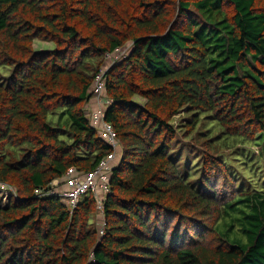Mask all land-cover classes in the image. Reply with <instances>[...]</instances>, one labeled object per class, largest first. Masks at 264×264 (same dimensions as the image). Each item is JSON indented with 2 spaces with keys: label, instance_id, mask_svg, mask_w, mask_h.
<instances>
[{
  "label": "trees",
  "instance_id": "trees-1",
  "mask_svg": "<svg viewBox=\"0 0 264 264\" xmlns=\"http://www.w3.org/2000/svg\"><path fill=\"white\" fill-rule=\"evenodd\" d=\"M2 66L0 264H264V0H0Z\"/></svg>",
  "mask_w": 264,
  "mask_h": 264
},
{
  "label": "built area",
  "instance_id": "built-area-1",
  "mask_svg": "<svg viewBox=\"0 0 264 264\" xmlns=\"http://www.w3.org/2000/svg\"><path fill=\"white\" fill-rule=\"evenodd\" d=\"M112 55H113L112 53H107V56H112ZM96 85L97 87L95 88ZM94 93L99 103H102L99 100V96L102 97L103 104L110 103L111 99L107 98L105 95L104 83H103V80L101 79V76L97 79L94 85ZM102 114H103V110L96 112L95 119L101 120ZM102 126H103V131L105 133V136L108 137V140L112 142L114 146H116L118 144V140L116 138L115 131L113 127L111 126V124L108 122H104ZM111 156L112 154L108 156V158L105 159L102 162V164L93 172H90L85 175H79L78 172H75L76 168H73V169H70L69 172L65 175L64 177L66 178L65 184L67 186L65 187V190L63 191L64 194L62 195L67 200L72 210L77 206L82 195H84L89 190H92L96 193H99V190H101L102 192L104 191L105 195L111 192V188L109 184V177H110L109 170L111 168L107 164L108 159ZM56 181H59V180H56ZM53 186H54V182H53ZM0 189L2 190L4 189V190L10 191L16 194L14 187L12 185H7L6 183H0ZM100 202L101 204L103 203L102 200Z\"/></svg>",
  "mask_w": 264,
  "mask_h": 264
},
{
  "label": "rangeland",
  "instance_id": "rangeland-1",
  "mask_svg": "<svg viewBox=\"0 0 264 264\" xmlns=\"http://www.w3.org/2000/svg\"><path fill=\"white\" fill-rule=\"evenodd\" d=\"M34 46H35V48L37 50H48V49H54L55 48V44L53 42H48V41H43V40H38V39L35 40ZM117 49L118 50L115 51V54H113L112 56H108L107 64L111 63V60L120 59L123 56H125V54L131 49V41H129L125 46L117 48ZM11 68H12V66H2V67H0V69H2V72L5 73V74H7L9 72V69H11ZM96 87H97V85L95 86V88ZM99 100L103 103L101 96H99ZM95 101H96V103L94 102L95 104L93 105V107H94V109H97L99 107V101L97 100L96 97H95ZM256 147H258V146L256 145ZM120 151H121V148L117 145L116 146V151L108 159V162H107V164H108V166L110 168L113 167L116 164V162L118 161V159L120 157ZM64 179H66V178H62L61 180L58 179L59 181H56L57 179L54 180L53 181L54 182V186H52V187H53L54 191L59 192V194L61 195L63 200H66L65 197L62 195V194H64L63 191L65 190V187L67 186L65 184V180ZM53 190H52V192H54ZM0 194L2 195L4 201L8 200V196L9 195H15V193H12V192L4 190V189L3 190L0 189ZM100 220H102V217H100Z\"/></svg>",
  "mask_w": 264,
  "mask_h": 264
},
{
  "label": "crops",
  "instance_id": "crops-1",
  "mask_svg": "<svg viewBox=\"0 0 264 264\" xmlns=\"http://www.w3.org/2000/svg\"><path fill=\"white\" fill-rule=\"evenodd\" d=\"M91 102H92L93 105L96 103L95 99H92ZM94 102H95V103H94ZM98 108H99V107H98ZM98 108H97V109H98ZM97 109H95V110H97Z\"/></svg>",
  "mask_w": 264,
  "mask_h": 264
}]
</instances>
